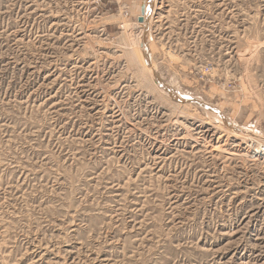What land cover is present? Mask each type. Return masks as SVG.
Here are the masks:
<instances>
[{
    "label": "rangeland",
    "instance_id": "rangeland-1",
    "mask_svg": "<svg viewBox=\"0 0 264 264\" xmlns=\"http://www.w3.org/2000/svg\"><path fill=\"white\" fill-rule=\"evenodd\" d=\"M262 151L264 0H0V264H264Z\"/></svg>",
    "mask_w": 264,
    "mask_h": 264
},
{
    "label": "water",
    "instance_id": "water-1",
    "mask_svg": "<svg viewBox=\"0 0 264 264\" xmlns=\"http://www.w3.org/2000/svg\"><path fill=\"white\" fill-rule=\"evenodd\" d=\"M146 12H147L146 5L143 3L141 7L142 16L139 17V22L142 23L144 21V16L146 15Z\"/></svg>",
    "mask_w": 264,
    "mask_h": 264
},
{
    "label": "bare ground",
    "instance_id": "bare-ground-1",
    "mask_svg": "<svg viewBox=\"0 0 264 264\" xmlns=\"http://www.w3.org/2000/svg\"><path fill=\"white\" fill-rule=\"evenodd\" d=\"M181 97V96H180ZM251 139V138H250ZM262 152H264V151H262ZM261 153V152H260Z\"/></svg>",
    "mask_w": 264,
    "mask_h": 264
}]
</instances>
